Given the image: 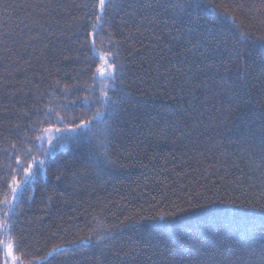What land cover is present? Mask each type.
Returning <instances> with one entry per match:
<instances>
[{"label": "trees", "instance_id": "1", "mask_svg": "<svg viewBox=\"0 0 264 264\" xmlns=\"http://www.w3.org/2000/svg\"><path fill=\"white\" fill-rule=\"evenodd\" d=\"M83 2L0 0V33H12L11 39H0V175L9 172L10 164L15 165L26 139L33 145L38 143L33 122L45 119L44 111L51 106L50 101L66 103V89L76 101L75 106L68 104L67 120L75 118L79 123L91 115L82 103L88 95L86 89L99 87L91 80L99 60L97 53H91L92 59H88L89 49L82 45L85 38L88 44L95 40L99 50L108 47V31L115 34L116 40L132 37L122 45L120 55L126 64L124 102L110 121L108 147L115 164L97 170L86 163L89 152L95 148L94 140L80 146L67 145L55 156L40 154L38 159H45L46 166L30 187L31 199L26 192L17 205L18 211L23 212L17 230L28 237L33 253L29 259L35 260L54 243L62 242L61 237L72 236L77 228H84L86 219L92 221L96 216L114 234L106 249L107 264L120 260L112 255L113 249L123 256L122 264H182V260L188 259L189 249L195 253L193 235L220 227V220L211 216L178 218L166 224L163 232L150 228L121 231L116 226L150 203L180 202L191 189L204 191L205 185L213 183L223 185L224 192L241 199L258 195L264 174L250 170L247 153L241 159L239 150L245 122H222L230 95L223 90L219 77L214 81L209 74L198 71L199 54L185 51L191 45L182 48L172 41L176 29L165 7L169 0H115L118 7L108 10L113 17L111 28L105 21L98 36H88L90 27L81 28L86 23L81 19L85 10L75 5ZM216 2L229 5L228 10L241 4L260 5V0ZM32 3L40 7H27ZM221 11L217 9L209 18H220ZM236 11L239 18L243 13ZM29 13L38 23L31 22ZM248 14L255 16L256 12ZM20 19L29 21L31 31L25 28L21 32L17 26ZM91 21H95L94 16ZM248 23L245 21L244 26ZM252 23L259 27L258 21ZM215 57L219 63L213 61L211 72L214 74L219 68V74L230 84L240 83L237 65L229 64V71L225 72L229 51L221 48ZM253 59L256 63L249 60L251 68L245 70V74L251 73L244 109L248 116L259 113V101L264 100V74L259 67L258 49ZM196 77L197 83L202 81L207 87H195L192 79ZM43 126L47 127V122ZM58 168L64 173L60 180L55 179ZM8 179L11 180L10 175ZM5 190L7 184L0 189V199ZM49 195L53 196L51 201ZM177 236L182 239L177 240ZM95 251L82 246L59 257H49V264L66 258L68 264H96L99 254L93 255ZM236 255L239 254L233 253L230 258L235 259ZM217 258L221 259L219 255Z\"/></svg>", "mask_w": 264, "mask_h": 264}, {"label": "snow or ice", "instance_id": "2", "mask_svg": "<svg viewBox=\"0 0 264 264\" xmlns=\"http://www.w3.org/2000/svg\"><path fill=\"white\" fill-rule=\"evenodd\" d=\"M75 6L85 10L81 19L86 23L82 24L81 28H91L88 36L93 34L98 36L104 28L105 21L109 22V28H111L113 17L108 14V10L111 8L114 11L118 7L115 0H98V2L84 0L83 3ZM27 7L35 10L40 5L32 3ZM165 7L170 11L169 19L176 29V35L171 36L172 41L182 48L191 45L185 48V51L199 54L201 63L196 65L198 71L209 74L214 81L219 77L223 90L230 95L231 102L224 111L222 122L241 120L245 122V131L239 140L241 159H243V153H247L246 163L249 169L264 174V100L259 101V113L253 112L251 116H248L244 110L249 91L248 75H251L250 72L245 74V70L251 68L249 60L252 64L256 63L253 53L257 49L259 50V67L264 74V0H260L259 6L255 3L250 7L241 4L231 10H228L229 5L217 3L216 0H169V5ZM44 8L46 10L47 5ZM217 9H222L219 13L220 18L210 19V14L215 13ZM236 9H240L243 13L239 15V18ZM245 9H247L246 13H244ZM252 10H255V16L248 14ZM93 16L94 22L91 21ZM29 19L32 23H38L32 13H29ZM245 21H249L246 26H244ZM252 21H258L259 27H255ZM17 26L20 27L21 32L25 28L31 31L28 20L20 19ZM11 38V32L0 33V39ZM106 38L108 47L99 50L96 48L95 40L88 44L86 37L82 42V45L89 49L88 59H92L91 53H97L99 60L91 76L92 84L99 87L86 89L88 95L83 98L82 103L86 112H91V115L87 119L80 120L79 123L75 122V118L72 121L67 120L68 104L75 106L76 101L71 99L66 89L63 97L66 103L52 104L50 101L51 106L44 111L45 119L33 122L32 130L35 133V141L38 143L33 145L26 139L22 146V153L16 155L15 165L10 164L9 172L0 175V189L7 184L4 198L0 199V236L3 237L0 239V253H2L0 264H49V257H59L64 252L76 250L82 246H89L96 250L93 253V255L99 254L96 264H107L106 249L109 247V242L114 239V234L96 216H93L92 221L86 219L84 228H77L72 236L61 237L62 242L54 243L44 256H39L35 260L29 259L33 253L28 237L23 231L17 230L20 227V217L23 215V212L18 211L17 205L22 203L26 192H29L28 198L31 199L30 187L35 183L36 176L46 166L45 159H38L40 154L45 157L55 156L67 145L80 146L85 141L94 140L95 148L89 152L86 163L97 170H103L115 164L110 157L108 147L109 131L112 127L110 121L124 102L123 81L126 64L120 59V55L122 45L132 37L124 36L123 39L116 40L115 34L108 31ZM221 48L229 51V61L225 64V72L229 71V64L237 65V80L240 83L233 81L230 84L226 77L219 74V68L214 74L211 72L213 61L219 63L215 53H218ZM197 80L198 77L192 79L195 87H207L202 81L197 83ZM97 90L99 95H96ZM189 95H192L191 91ZM93 108L94 111H92ZM45 122L48 124L47 127L43 126ZM45 144L50 147H46ZM12 147L16 149L17 145L13 144ZM11 155L9 154V159ZM235 164L236 162L233 161L234 166ZM34 165L38 167L34 168ZM63 174V171L58 168L55 179L60 180ZM252 187L255 188V186ZM52 199L53 196L49 195L48 200ZM229 205L233 207H228ZM193 216H211L220 220L221 226L196 232L192 237L195 253L189 249L188 259L182 260V264H225V261L227 264H264V181L261 182L258 195L245 196L244 199L228 195L223 191V185L214 183L211 186L205 185L204 191L197 192L191 189L187 197L180 202L150 203L148 208H141L133 216L125 217V220L120 221L116 227H119L121 231L129 228L136 230L150 228L153 232H163L166 224H171L178 218L188 219ZM224 221L229 222L224 223ZM181 239L177 236V240ZM225 243L227 247L223 248L222 245ZM180 247L183 248L184 244L181 243ZM233 253L239 255L231 259ZM112 255L119 256L120 260L117 264H122L123 256L120 252L113 249ZM123 255H129V253ZM218 255L221 259L217 258ZM57 264H68V260L66 258L62 262L57 261Z\"/></svg>", "mask_w": 264, "mask_h": 264}]
</instances>
